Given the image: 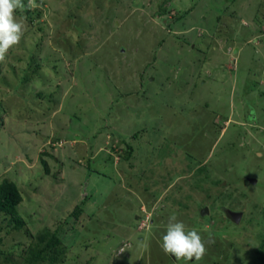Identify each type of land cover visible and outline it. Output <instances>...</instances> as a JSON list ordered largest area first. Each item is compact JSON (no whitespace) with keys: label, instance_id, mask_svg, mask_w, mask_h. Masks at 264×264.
Returning <instances> with one entry per match:
<instances>
[{"label":"rangeland","instance_id":"obj_1","mask_svg":"<svg viewBox=\"0 0 264 264\" xmlns=\"http://www.w3.org/2000/svg\"><path fill=\"white\" fill-rule=\"evenodd\" d=\"M17 15L0 181L18 185L29 236L0 213V249L46 228L56 264H259L264 0H34ZM172 215L208 242L199 261L162 251Z\"/></svg>","mask_w":264,"mask_h":264},{"label":"trees","instance_id":"obj_2","mask_svg":"<svg viewBox=\"0 0 264 264\" xmlns=\"http://www.w3.org/2000/svg\"><path fill=\"white\" fill-rule=\"evenodd\" d=\"M34 11L36 12V18L41 17V11L37 9ZM33 20L34 17L30 16L29 21L32 22ZM123 152L124 153L122 154H120V152L118 154L128 160L131 153L130 146H128L127 150ZM41 162L45 174H49L50 171L47 163L45 161ZM21 202L22 195L18 185L8 179H2L0 181V213L4 218L3 221L5 220L6 223L5 228L7 229V232L20 233L24 237H27V235L29 236V233L26 228V222L17 211V206ZM258 252V257H260L258 262L261 264L264 262V257L262 256L264 253V241L261 244L260 249H258ZM64 254L65 247L63 241L60 240L55 232H51L45 228L30 240L20 254L0 249V264H56Z\"/></svg>","mask_w":264,"mask_h":264},{"label":"clouds","instance_id":"obj_3","mask_svg":"<svg viewBox=\"0 0 264 264\" xmlns=\"http://www.w3.org/2000/svg\"><path fill=\"white\" fill-rule=\"evenodd\" d=\"M34 0H0V62L6 60L9 50L19 45L25 30L27 17L17 15L25 8L31 9ZM207 241L195 229H189L175 215L169 217L166 233L162 235L160 247L165 254L173 255L177 260L199 261L207 251Z\"/></svg>","mask_w":264,"mask_h":264},{"label":"water","instance_id":"obj_4","mask_svg":"<svg viewBox=\"0 0 264 264\" xmlns=\"http://www.w3.org/2000/svg\"><path fill=\"white\" fill-rule=\"evenodd\" d=\"M248 181L252 184L255 183L254 179H248ZM230 215H231L230 217H231L232 221L235 223H238L239 219L241 218V213L232 212Z\"/></svg>","mask_w":264,"mask_h":264}]
</instances>
